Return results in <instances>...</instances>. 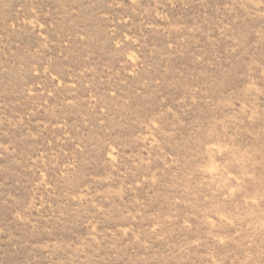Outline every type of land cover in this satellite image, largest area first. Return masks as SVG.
I'll return each mask as SVG.
<instances>
[{"label": "rangeland", "instance_id": "1", "mask_svg": "<svg viewBox=\"0 0 264 264\" xmlns=\"http://www.w3.org/2000/svg\"><path fill=\"white\" fill-rule=\"evenodd\" d=\"M0 264H264V0H0Z\"/></svg>", "mask_w": 264, "mask_h": 264}]
</instances>
